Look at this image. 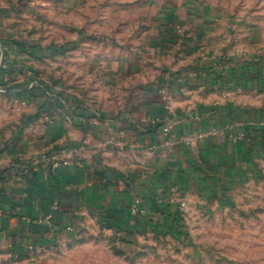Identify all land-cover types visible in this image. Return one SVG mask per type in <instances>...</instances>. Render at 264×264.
Segmentation results:
<instances>
[{"label": "crops", "instance_id": "obj_1", "mask_svg": "<svg viewBox=\"0 0 264 264\" xmlns=\"http://www.w3.org/2000/svg\"><path fill=\"white\" fill-rule=\"evenodd\" d=\"M248 216L262 228L264 0H0V264H138Z\"/></svg>", "mask_w": 264, "mask_h": 264}, {"label": "rangeland", "instance_id": "obj_2", "mask_svg": "<svg viewBox=\"0 0 264 264\" xmlns=\"http://www.w3.org/2000/svg\"><path fill=\"white\" fill-rule=\"evenodd\" d=\"M249 221L248 216L247 219H242L241 225L229 224L230 228H227L228 230H215L214 243H212L213 237L205 234L201 235L202 230H177L180 234L178 240H171L170 238L166 250H156V255L151 254L147 257L148 259L143 262L140 261L138 264H240L238 260V258H241L240 255L244 257L247 254L246 258L250 257L249 254H252L251 260L255 262L261 256H264V250L262 249L264 245V234H262L264 219L259 220L263 223L262 228L259 224H249ZM217 232H226L236 240L242 238L243 242L249 244L246 253L238 250L236 252L232 251L231 254L223 249L226 247L227 242L224 240V235L219 236L220 233ZM257 243L261 244L260 251H257L254 247Z\"/></svg>", "mask_w": 264, "mask_h": 264}, {"label": "built area", "instance_id": "obj_3", "mask_svg": "<svg viewBox=\"0 0 264 264\" xmlns=\"http://www.w3.org/2000/svg\"><path fill=\"white\" fill-rule=\"evenodd\" d=\"M162 96H163V99L165 102V114L163 117V131H162V133L163 134H169L172 131L173 125H174V122L172 121V119H173L172 115L174 114V112H173V107L169 101L170 95H169V92L166 88H164L162 90ZM227 96H228V94H224V97H227ZM217 135L218 136L219 135H226V132L223 130H214V131H210V132H194V133L183 135L181 140L188 145H192V144H195L199 139H202L204 137H209V136H217ZM228 137L229 138H240L241 134L239 137L233 136V135H229ZM66 156H67V158H70L71 152H68V154ZM43 160L44 161H50L54 167H57L59 165L58 156H55V155L52 156V155H48V154L46 155L45 154V155H41L35 159L28 161L27 163L24 164V168L29 169V168L33 167L34 165H37L39 162H41ZM171 199L181 201V206H183V207L187 206V202L182 201L180 199V195H179V192L177 190H175L173 192ZM26 248L28 250V253L34 252V250H35L33 245H27ZM13 257L15 259H20L21 257H23V255L19 254L18 252H15L13 254Z\"/></svg>", "mask_w": 264, "mask_h": 264}]
</instances>
